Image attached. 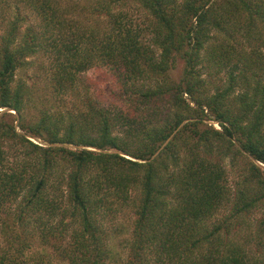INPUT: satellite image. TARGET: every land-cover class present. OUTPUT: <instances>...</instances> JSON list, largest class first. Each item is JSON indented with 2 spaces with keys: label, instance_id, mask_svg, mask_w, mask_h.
Wrapping results in <instances>:
<instances>
[{
  "label": "trees",
  "instance_id": "1",
  "mask_svg": "<svg viewBox=\"0 0 264 264\" xmlns=\"http://www.w3.org/2000/svg\"><path fill=\"white\" fill-rule=\"evenodd\" d=\"M91 1L101 20L59 0H0V264H264V210L257 232L249 222L264 208V0ZM132 1L149 23L133 21ZM26 9L41 23L22 32ZM38 54L56 97L101 65L130 103L31 114L16 75ZM187 132L197 142L177 171ZM223 155L244 163L236 188Z\"/></svg>",
  "mask_w": 264,
  "mask_h": 264
},
{
  "label": "rangeland",
  "instance_id": "2",
  "mask_svg": "<svg viewBox=\"0 0 264 264\" xmlns=\"http://www.w3.org/2000/svg\"><path fill=\"white\" fill-rule=\"evenodd\" d=\"M61 4V10L63 12H68L71 10L73 3L77 5V11L75 10L73 15L74 18L76 19L87 21V22H93L97 20H101V17L99 15L92 14V12L88 7V3H94L93 1L89 0H59ZM139 4L130 2V7L127 5L125 10L130 11V17L133 19L135 23H139L144 25V23H149L148 19V14L145 12L144 9L141 11L137 9V6ZM120 7L118 5L116 8ZM84 9L82 11L81 9ZM89 10V11H88ZM82 12V13H81ZM85 12V13H83ZM24 15L27 16L28 20H25L23 22V26L21 31L24 32L28 27L33 24V25H39L41 23V18L38 14H36L33 11H30L26 9V12H23ZM151 17V16H150ZM154 19L151 17L150 20ZM3 22V21H2ZM0 21V35L3 32V28H1L4 23L2 24ZM213 33L215 31L213 30ZM220 34H218L219 36ZM150 38V36H148ZM224 40L225 36L223 35ZM227 40H225L226 42ZM213 43L218 44L219 41H213ZM226 44V43H225ZM246 46V45H244ZM248 46V45H247ZM160 51V49H158ZM246 51H251V47L248 46ZM28 61L31 62L29 65L24 67L22 70L19 69L17 71L16 75V81L18 80H23L29 87L32 89V101L35 103V107L32 108L30 107L31 114H38V108L40 109H46L53 107V109L59 111L62 110L65 112L67 109H72L74 108L75 104H83V106L86 108L87 105L86 103L89 102L90 100L92 102H97L101 106L104 107H111V108H117L118 110H121L120 108L122 107H127V105L130 103V100L127 99L124 103L121 97L119 96V93L121 91V84L118 79V73L114 72L112 69H110L107 66H94L93 68H90L87 71L82 72L79 75V79L77 80V89L73 90V93H76L77 91L79 93L77 94H72L69 93L65 95L63 98L62 97H56L53 88L49 84V78L48 74L46 73L47 68L51 66V60L49 57H46L43 54H38L37 56L29 57ZM43 65L46 66V69H44ZM185 67V62L181 59L178 60L176 66L171 70V75L173 79L176 81H179L180 78L183 75ZM207 77V74L205 75ZM218 79V78H216ZM83 100V101H82ZM162 103V102H161ZM166 110L170 109L171 105L168 102L164 101ZM3 110V109H0ZM12 112H15L14 110H11ZM164 113V112H163ZM66 115V113H64ZM159 114L156 116L154 115L155 119L153 117H150L151 119H154L153 121H156L158 118ZM149 117V115H148ZM210 124H213L215 127L219 128V123L217 121L209 120ZM189 139L187 140L186 144H180V149H181V154L182 158L180 162V165L177 167L175 166V169L179 171L182 166H183V157H186L189 155L188 149L194 148L197 140L196 136L194 134L187 132L186 136H189ZM33 139L36 141V139L33 137ZM203 154L205 151L203 150V146H201L199 149ZM220 154V153H219ZM218 152L215 150L214 154L212 157L214 159H219L221 156H219ZM223 158V163L225 164V167L227 169V174H228V180L232 188H236L237 185H240V182L243 181L244 176H243V165L244 163L240 160L237 165L232 164L231 162V156H222ZM170 169H174V166L172 165ZM263 210L264 208L261 209V207L255 209L252 211L250 215V220L249 222L252 223V230L257 232V227L259 226V221L263 216ZM222 211L218 213V216H221ZM227 214V213H226ZM224 215V214H223ZM222 215V216H223ZM133 214L131 212L126 213L123 215L122 219L120 220V223L122 226V238L124 239H129L131 236V230H132V225H133ZM124 226V227H123ZM249 230L251 228H248ZM256 236L257 233H254ZM114 241V240H113ZM112 241V242H113ZM111 242V243H112ZM118 246V247H117ZM252 246L256 250H258L257 246V241L254 239L252 241ZM115 247L116 250L120 251L121 244H119V238H116L115 244L113 245V248Z\"/></svg>",
  "mask_w": 264,
  "mask_h": 264
},
{
  "label": "water",
  "instance_id": "3",
  "mask_svg": "<svg viewBox=\"0 0 264 264\" xmlns=\"http://www.w3.org/2000/svg\"><path fill=\"white\" fill-rule=\"evenodd\" d=\"M66 145H69V144H66Z\"/></svg>",
  "mask_w": 264,
  "mask_h": 264
}]
</instances>
